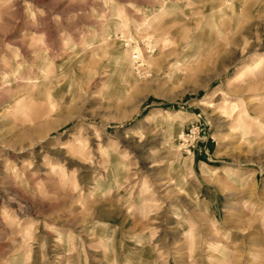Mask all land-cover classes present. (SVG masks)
I'll list each match as a JSON object with an SVG mask.
<instances>
[{
    "label": "rangeland",
    "instance_id": "374dc122",
    "mask_svg": "<svg viewBox=\"0 0 264 264\" xmlns=\"http://www.w3.org/2000/svg\"><path fill=\"white\" fill-rule=\"evenodd\" d=\"M0 264H264V0H0Z\"/></svg>",
    "mask_w": 264,
    "mask_h": 264
},
{
    "label": "built area",
    "instance_id": "2783aa9c",
    "mask_svg": "<svg viewBox=\"0 0 264 264\" xmlns=\"http://www.w3.org/2000/svg\"><path fill=\"white\" fill-rule=\"evenodd\" d=\"M134 57L138 60V56H137V54L136 53H134Z\"/></svg>",
    "mask_w": 264,
    "mask_h": 264
}]
</instances>
